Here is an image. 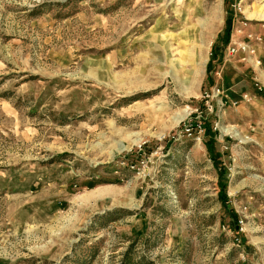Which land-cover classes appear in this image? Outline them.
Masks as SVG:
<instances>
[{"label":"rangeland","instance_id":"rangeland-1","mask_svg":"<svg viewBox=\"0 0 264 264\" xmlns=\"http://www.w3.org/2000/svg\"><path fill=\"white\" fill-rule=\"evenodd\" d=\"M0 264H264V0H0Z\"/></svg>","mask_w":264,"mask_h":264},{"label":"built area","instance_id":"built-area-1","mask_svg":"<svg viewBox=\"0 0 264 264\" xmlns=\"http://www.w3.org/2000/svg\"><path fill=\"white\" fill-rule=\"evenodd\" d=\"M230 52H234V53H238L240 52L241 50L242 51H248L252 54H255L256 53V50L255 48L251 47L249 44L247 43H239L235 46H230L229 48ZM257 64L260 65L261 64V60H256ZM206 95L209 96V97H220L221 99V103L222 105L225 106V104L230 100V102L233 104V105H237L239 103V100H233V99H230V95L226 92V90L224 89V87L222 85H220L219 83H217L213 88H211L210 92H206ZM243 99H248V95L247 94H244L243 95ZM209 109L212 111L214 108L212 105H210ZM193 122V121H192ZM197 126L201 129V124H198L196 122ZM186 130L187 131H191L192 129V124L191 122L186 124ZM188 125V126H187Z\"/></svg>","mask_w":264,"mask_h":264},{"label":"trees","instance_id":"trees-1","mask_svg":"<svg viewBox=\"0 0 264 264\" xmlns=\"http://www.w3.org/2000/svg\"><path fill=\"white\" fill-rule=\"evenodd\" d=\"M196 122H197V121H196L195 119L193 120V122H191V124H192V129H191V131H192V132H196V131H198V129H199V127L197 126ZM183 125H185V123H184ZM211 127H212V126H211ZM225 185H226V184L223 185V186H224V189L226 188ZM224 195H226V192H224ZM236 223H237V222H236ZM235 229H236V231H239V224H236Z\"/></svg>","mask_w":264,"mask_h":264}]
</instances>
